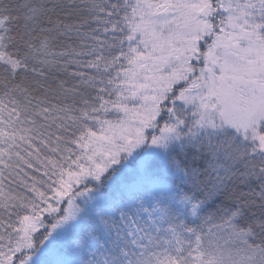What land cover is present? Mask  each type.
Here are the masks:
<instances>
[{"label":"snow or ice","instance_id":"1","mask_svg":"<svg viewBox=\"0 0 264 264\" xmlns=\"http://www.w3.org/2000/svg\"><path fill=\"white\" fill-rule=\"evenodd\" d=\"M0 264H264V0H0Z\"/></svg>","mask_w":264,"mask_h":264}]
</instances>
